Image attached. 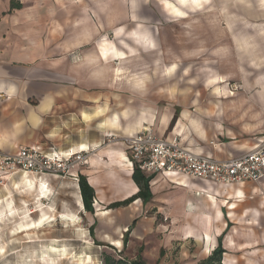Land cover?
Here are the masks:
<instances>
[{"label": "crops", "instance_id": "0c3cea01", "mask_svg": "<svg viewBox=\"0 0 264 264\" xmlns=\"http://www.w3.org/2000/svg\"><path fill=\"white\" fill-rule=\"evenodd\" d=\"M11 2L0 0V153L88 151L78 175L94 189L95 240L106 250L136 251L130 261L145 264H199L225 234L223 264H236L242 244L230 230L238 217L258 224L264 180L224 187L147 176L149 201L109 208L139 192L121 140L144 127L218 160L256 147L264 136V0H202L199 9L166 0L182 16L161 0ZM227 82L243 90L227 93ZM251 236L247 264H262L255 252L264 248ZM179 239L196 249L186 246L177 260Z\"/></svg>", "mask_w": 264, "mask_h": 264}, {"label": "rangeland", "instance_id": "374dc122", "mask_svg": "<svg viewBox=\"0 0 264 264\" xmlns=\"http://www.w3.org/2000/svg\"><path fill=\"white\" fill-rule=\"evenodd\" d=\"M149 1L155 3V1L157 2L158 0ZM172 1L177 2V0ZM228 1L231 0H226V3H228ZM130 2L131 0H129V3ZM226 87V92L228 93H238L243 90L242 85L235 82H227ZM30 102L31 104L36 103L33 99H30ZM123 139L121 140L122 143H124ZM87 167L86 165H82L78 168V171L81 173V171ZM23 177H27L32 181L43 179L48 182V188H51V191L47 197L48 199L44 202V207L47 208V210L53 207L58 213L57 217L62 214H74V216L79 217V226L82 231L80 232L72 226H65L62 224V221H57V223L52 224L53 226L46 227L44 230H35L31 235L23 233L16 236L13 230L19 227L22 219H20V217L9 219L7 215H2V219L0 220V248H4L6 253L0 256V264H81L83 260L88 262V257H90L91 262L86 264H105L103 260V254L105 253L104 247L98 245L99 243L95 240V234L98 228L94 226L93 218L98 213L95 211H93L94 213L87 212L83 207L80 208V202L82 200L79 196L76 182L68 177V175H65L63 179L51 174L42 175L24 172L17 173V175L11 177L1 175L0 201H3L2 205L12 203L22 216H25L29 209L30 211H34L39 208L40 205L35 197L36 193H32V190L28 187L25 186L22 188L18 185L17 187L14 186L15 182ZM76 206H79V208L76 209ZM2 209L3 207L0 205V212H2ZM42 215L43 214L40 212L35 213L33 219L37 220ZM239 216H241V214ZM240 219V217L237 219V223L239 224L238 229H231L230 231L237 232L236 237L238 238V243L242 245L237 246L232 252V255L235 258L236 264H247L248 261H250V257L248 256H250V254L254 255V253L243 250L247 247L244 243L248 241L247 238L249 237V233L252 234L251 237L256 241V247L261 244L260 247L264 248V244H262L264 242V214L258 218V224L256 225L246 223L245 220L241 221ZM104 225H101L103 231L106 230ZM249 226H254L255 230H251ZM91 227L94 228V238L91 235ZM53 245L59 250L56 254L51 250ZM173 245L175 247L173 251H171L172 256L177 258V260L181 259L182 254L187 251L186 246L191 248L190 252L196 249L192 246L193 243L189 244L184 239H179V241H176ZM106 251L113 254L111 250ZM260 252L264 255V249L258 250V252L255 253L258 255ZM135 253L136 251L131 250V252L122 253L121 255L124 259L130 260ZM137 258L138 256L133 258V260L136 261ZM261 263L264 264V259ZM157 264L168 263L164 261L161 262L160 260L157 261ZM175 264H185V262L181 259Z\"/></svg>", "mask_w": 264, "mask_h": 264}, {"label": "built area", "instance_id": "2783aa9c", "mask_svg": "<svg viewBox=\"0 0 264 264\" xmlns=\"http://www.w3.org/2000/svg\"><path fill=\"white\" fill-rule=\"evenodd\" d=\"M134 169L145 176L186 177L218 186L257 184L264 180V136L252 150L239 158L218 160L198 154L181 144L179 138L158 137L151 127H144L135 136L123 139ZM89 152L45 153L35 147H19L14 154L0 153V176L17 173H37L65 178L68 175L79 184L78 168L88 166ZM95 201V199H94ZM93 202V207H94ZM168 220V219H165Z\"/></svg>", "mask_w": 264, "mask_h": 264}, {"label": "bare ground", "instance_id": "6f19581e", "mask_svg": "<svg viewBox=\"0 0 264 264\" xmlns=\"http://www.w3.org/2000/svg\"><path fill=\"white\" fill-rule=\"evenodd\" d=\"M228 93V92H227ZM21 186L28 187L30 190H32V193H36L35 197L37 201L40 203L39 208H37L34 211H27L25 216H22L19 213V210L15 208V206L12 203H7L5 205H2L3 201H0L1 207H3L2 212H0V220L2 219V215H7L9 219L11 218H18L22 219L21 223L19 224V227L16 228L14 231V235L19 236V234L27 233L28 235H31L35 230H44L46 227H50L52 224L57 223V221H62V224L65 226H72L75 227V229H78V231H82L80 228V218L77 216H74V214H62L61 216H58V213L54 210L53 207H50L48 210L44 207V202L48 199L49 193L51 191V188H48V182L45 180H38V181H32L28 179L27 177H23L22 179L15 182V185L17 187ZM24 185V186H23ZM4 200V199H3ZM9 202V201H8ZM83 207L82 201L80 202V208ZM40 212L43 214L39 219L35 220L33 219V216L35 213ZM25 220V221H24ZM19 223V222H18ZM53 226V225H52ZM0 256H3L6 251L4 248H0ZM52 252L55 254L59 252L58 248L56 246L51 247ZM87 261H82L81 264L90 263V257H88Z\"/></svg>", "mask_w": 264, "mask_h": 264}, {"label": "trees", "instance_id": "16d2710c", "mask_svg": "<svg viewBox=\"0 0 264 264\" xmlns=\"http://www.w3.org/2000/svg\"><path fill=\"white\" fill-rule=\"evenodd\" d=\"M19 1V0H18ZM12 9H21L19 2L17 0H12L11 2ZM132 179H134L135 183L139 187V192L130 197L128 200L123 202H116L114 203L109 209H114L118 207H128L130 204L134 203L138 199H142L144 202L149 201L152 198V195L150 193V181L151 178H148L147 176H144L142 172H140L138 169H135ZM79 187H80V195L83 199L84 209L87 212L94 213L93 208V202L95 199V192L94 189L89 185L88 181L84 176L79 177ZM91 235L94 238V228L91 227ZM225 234H223L219 238V246L211 253L209 258L205 261H201L199 264H223L224 254L225 251L222 247V238ZM98 245L107 247L109 249H113L111 246H107L104 244L99 243ZM105 253L103 254V260L105 261V264H145V262L141 259L140 256H138L137 260H127L124 259L121 255L122 253H117L116 251L111 254L109 251H106L104 249Z\"/></svg>", "mask_w": 264, "mask_h": 264}, {"label": "clouds", "instance_id": "9594fccd", "mask_svg": "<svg viewBox=\"0 0 264 264\" xmlns=\"http://www.w3.org/2000/svg\"><path fill=\"white\" fill-rule=\"evenodd\" d=\"M161 2L164 4V7L168 10H171L175 12L177 16H182L184 13L176 10V8L171 3H167L166 0H161ZM177 3L180 5H183L184 7H188V3H186V0H177ZM195 5V9H199L201 7L202 0H193L192 2ZM174 70V69H173Z\"/></svg>", "mask_w": 264, "mask_h": 264}, {"label": "snow or ice", "instance_id": "6c2138e0", "mask_svg": "<svg viewBox=\"0 0 264 264\" xmlns=\"http://www.w3.org/2000/svg\"><path fill=\"white\" fill-rule=\"evenodd\" d=\"M0 251H2V250H0Z\"/></svg>", "mask_w": 264, "mask_h": 264}]
</instances>
